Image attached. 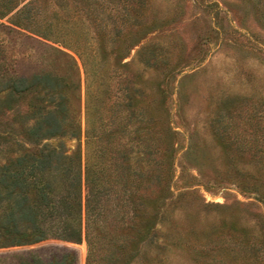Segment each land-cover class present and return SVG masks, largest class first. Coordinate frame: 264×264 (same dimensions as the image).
Segmentation results:
<instances>
[{
    "label": "trees",
    "instance_id": "trees-1",
    "mask_svg": "<svg viewBox=\"0 0 264 264\" xmlns=\"http://www.w3.org/2000/svg\"><path fill=\"white\" fill-rule=\"evenodd\" d=\"M71 1V14L60 4V11L53 12L55 34L51 36L28 27L41 15L36 0H0V20L23 25L79 59L84 74V135L92 143L86 148L83 164L79 154L64 155L47 148L46 143L39 147L44 139L80 129L79 122L70 130L63 125L64 99L53 107L43 103L44 99L52 103L62 82L63 97L69 90L74 92L76 81L48 70L27 77L1 74L0 89L5 91L1 108L12 110L18 102L26 104L25 115L18 120L21 133L37 146L7 155L0 163V245H30L48 238L81 242L84 238L85 264H172L169 249L183 246L195 264H221L223 258L215 253L222 247L219 236L199 237L194 230L195 201L185 208L189 216V224L183 227L186 232L166 214L178 196L173 186L179 131L173 126L167 102L173 93L170 82L176 64L152 83L131 71L130 60H125L149 31L159 28L155 19L145 15L146 0ZM66 15L74 18L65 27L61 17ZM61 53L76 70L75 58L66 51ZM140 55L156 71L166 63L151 44L143 46ZM4 63L0 60V66ZM217 115L212 134L224 151L228 171L234 169L235 161L264 162V101L256 104L245 97H228L220 101ZM223 116L228 123L219 126ZM239 119L253 127L249 136L230 131ZM7 134L10 138L0 135L1 144L23 147L19 140L10 142L12 134ZM186 152H191L190 144ZM194 185L203 182L191 174L184 185L191 187L186 194H195ZM164 222L169 227L162 231L158 225ZM242 240L248 242L232 236L228 250ZM245 253L243 256H260L254 248ZM17 264H77V254L71 249L48 258L28 253Z\"/></svg>",
    "mask_w": 264,
    "mask_h": 264
},
{
    "label": "rangeland",
    "instance_id": "rangeland-1",
    "mask_svg": "<svg viewBox=\"0 0 264 264\" xmlns=\"http://www.w3.org/2000/svg\"><path fill=\"white\" fill-rule=\"evenodd\" d=\"M59 4L63 10L71 12V0H36L34 5L41 15L28 27L54 36L52 15L59 10ZM145 4L146 17L155 19L159 28L149 31L125 60H130L131 71L152 83L176 64L170 82V93H173L167 102L172 108L173 126L179 131L175 143L173 186L178 196L177 203L166 214L186 232L183 227L189 224V216L185 208L190 201H195L194 230L199 237L209 233L219 236L222 247L215 253L223 258L221 264H264V162L235 161L234 169L228 171L224 151L212 134L221 100L245 97L256 104L264 101V0H146ZM73 18L66 15L61 21L66 27L72 24ZM0 22L4 24L0 26V60L5 62L0 66L1 80L3 73L27 77L48 70L78 83L74 92L69 90L64 97L63 82L60 83L52 103L46 99L43 103L53 107L64 99L63 125L70 130L71 125L79 122L80 129L75 128L73 134L68 131L44 139L39 147L46 143L47 148L55 152L79 154L83 164L86 148L92 147V143H88L84 135V74L79 59L54 41L23 29V25L10 23L7 18ZM18 22L23 23L22 20ZM87 36H91V32ZM150 44L160 50L166 60L157 71L146 66L140 58L142 47ZM61 50L75 58L76 70ZM149 90L146 88V92ZM4 94L5 91L0 89V135L10 138L7 133L11 132L9 141L19 140L23 147L14 143L7 147V143L0 141V147L3 146L0 163L7 155H18L24 149L37 146L24 139L21 133L18 120L24 117L26 104L18 102L12 110L1 108ZM220 121L219 126L228 123L225 116ZM231 125L232 134L249 136L253 130L241 119ZM189 144L190 153L186 152ZM191 174L203 182V185L192 187L196 191L194 195L186 194L191 187L184 186ZM202 202L206 206H201ZM158 227L165 231L169 226L164 222ZM231 235L246 238L248 242L242 240L229 251ZM249 248L256 249L260 256H243ZM67 249L76 252L77 264H85L84 238L81 242L48 238L30 245H0V264H17L20 257L28 253L48 258ZM238 249L242 251L238 252ZM232 254L236 255L235 260L231 259ZM168 256L172 264H195L183 246L172 247Z\"/></svg>",
    "mask_w": 264,
    "mask_h": 264
}]
</instances>
